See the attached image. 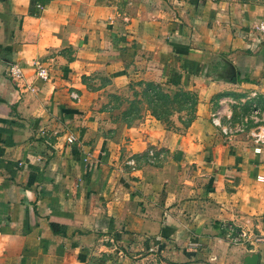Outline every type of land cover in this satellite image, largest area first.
<instances>
[{"label":"crops","instance_id":"crops-1","mask_svg":"<svg viewBox=\"0 0 264 264\" xmlns=\"http://www.w3.org/2000/svg\"><path fill=\"white\" fill-rule=\"evenodd\" d=\"M261 13L211 0H0V264H264V144L223 136L202 112L219 90L264 105V33L251 29ZM12 62L21 81L6 74ZM137 76L181 82L201 111L181 133L127 125L108 94ZM229 227L246 237L229 244Z\"/></svg>","mask_w":264,"mask_h":264},{"label":"rangeland","instance_id":"rangeland-1","mask_svg":"<svg viewBox=\"0 0 264 264\" xmlns=\"http://www.w3.org/2000/svg\"><path fill=\"white\" fill-rule=\"evenodd\" d=\"M211 1H220L226 5H246L253 9L260 8L261 14L264 13V0ZM215 78L211 77L213 80H216ZM102 80L106 82L105 78ZM108 96L109 101L116 108L117 116L119 115L127 125L142 119L147 126L154 123L163 129L181 133V130L193 120L195 112L201 111V107L197 105L196 92L184 88L181 82L162 84L137 76L136 79H129L124 86L115 87ZM202 112L206 114L211 126L223 136L242 133L251 139L254 145L258 144L260 147L264 144V136L255 141L256 137L251 134V132L260 134L264 131V105L257 101L256 95L252 96L242 91L219 90L209 97V105L203 106ZM216 121L218 123L214 124L213 122ZM239 126L242 127V131L237 129ZM222 127L226 129L224 134L221 131ZM160 153L153 147H147L146 157L150 162H156Z\"/></svg>","mask_w":264,"mask_h":264},{"label":"built area","instance_id":"built-area-1","mask_svg":"<svg viewBox=\"0 0 264 264\" xmlns=\"http://www.w3.org/2000/svg\"><path fill=\"white\" fill-rule=\"evenodd\" d=\"M252 31L256 33V35H260L262 33H264V14H262L260 16V18L252 25L251 27ZM6 74L9 78L15 80V81H21L23 79V72H22V68L15 62L9 63L6 66ZM34 75L44 81L48 78V72L45 66L39 64V63H35L34 65ZM252 96H254V93H250ZM71 98H76V94L71 93ZM214 124H217L218 122H213ZM264 128V127H263ZM237 129L239 131H242V127H237ZM222 133H226V129L224 127L221 128ZM252 135H254V137H256V140H259L260 138H262L264 136V131L262 133L259 134V132L257 133H253L251 132ZM74 141V137L73 135L69 134L66 137V142L67 143H72ZM256 152L260 151V147L257 144L255 146V148L253 149ZM128 163H133L132 160H129ZM256 180L257 181H263L264 180V174L262 175H257L256 176ZM245 231L239 229L238 231H236L233 228H228L227 233L225 235L226 239L231 242L232 244H238L239 242H241L245 236Z\"/></svg>","mask_w":264,"mask_h":264},{"label":"water","instance_id":"water-1","mask_svg":"<svg viewBox=\"0 0 264 264\" xmlns=\"http://www.w3.org/2000/svg\"><path fill=\"white\" fill-rule=\"evenodd\" d=\"M257 255L256 254H248L243 258L241 264H256Z\"/></svg>","mask_w":264,"mask_h":264},{"label":"trees","instance_id":"trees-1","mask_svg":"<svg viewBox=\"0 0 264 264\" xmlns=\"http://www.w3.org/2000/svg\"><path fill=\"white\" fill-rule=\"evenodd\" d=\"M33 1H34V0H30V4H32V3H33Z\"/></svg>","mask_w":264,"mask_h":264}]
</instances>
